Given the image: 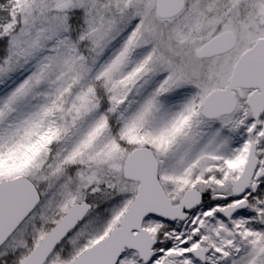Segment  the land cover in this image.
<instances>
[{"label": "snow or ice", "instance_id": "1", "mask_svg": "<svg viewBox=\"0 0 264 264\" xmlns=\"http://www.w3.org/2000/svg\"><path fill=\"white\" fill-rule=\"evenodd\" d=\"M0 264H264V0H0Z\"/></svg>", "mask_w": 264, "mask_h": 264}]
</instances>
